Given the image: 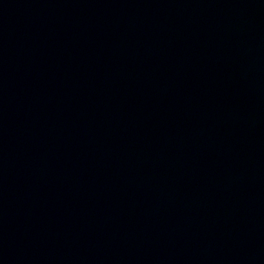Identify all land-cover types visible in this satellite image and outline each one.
<instances>
[{"label":"water","instance_id":"1","mask_svg":"<svg viewBox=\"0 0 264 264\" xmlns=\"http://www.w3.org/2000/svg\"><path fill=\"white\" fill-rule=\"evenodd\" d=\"M0 264H264V0H0Z\"/></svg>","mask_w":264,"mask_h":264}]
</instances>
